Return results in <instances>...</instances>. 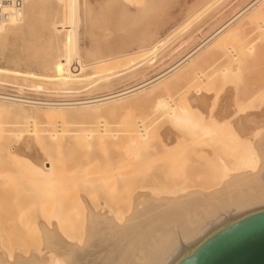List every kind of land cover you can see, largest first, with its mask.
<instances>
[{
	"label": "rangeland",
	"instance_id": "1",
	"mask_svg": "<svg viewBox=\"0 0 264 264\" xmlns=\"http://www.w3.org/2000/svg\"><path fill=\"white\" fill-rule=\"evenodd\" d=\"M77 1L75 17L78 62L83 65L84 69H87L78 77L81 82L68 87L73 90V94L59 92V89H67V87L62 86L60 88V85H57L47 69L45 71L42 66L44 60H52L56 64L59 73H63L67 54L71 51L68 46L70 32L57 29L62 23L67 22L69 15L66 9L58 8L56 2L52 0L38 1V8L35 9L34 15L29 14V16L32 15L29 23L30 27L15 35L8 36L7 39L5 37L0 40V82L47 89L49 92L35 93L45 99H84L114 93L142 83L178 62L201 44L204 39L207 40L212 36L221 25L237 14L251 0ZM25 7L26 11L27 5ZM241 22H236L232 29L234 30L232 33L235 34L237 29L241 28V31L238 30V36L236 33L233 37L226 38V42L224 41L219 46L214 45L217 39L213 44L207 45L206 49L200 53L203 55V52H206L203 55L204 57L202 56L197 69L190 70L171 89L158 88L155 91L152 90L153 92L150 89L151 92L147 91L149 94L144 93L145 98L126 110H116L115 113L113 112L114 114L103 113L98 116V120H96L97 117H94L91 120L84 119L74 122L73 124L76 127L73 126L78 130L87 128L86 125L90 121L91 124H94L92 125L94 130L85 143L84 140L81 142V138H79L80 140L76 141L78 142V148H75L73 144L76 143L72 142L71 147H74V150L76 149L75 155L68 149L64 150V153L62 152L64 154H61L62 156H52L53 158H49V161L51 164L56 161L57 164L54 167L48 162L47 164L41 163L45 156L43 157L44 154L39 148L36 152L26 155L32 164H40L52 171L53 183L58 191V210L60 213L62 210L67 212L64 213L65 222L62 223V227L60 226V228H63L60 229L62 235L64 233L70 237L72 236V238L75 236L76 239L74 240L79 241H82V236L83 240L85 239V230L88 223L85 222L86 218L80 215L79 211L82 208L78 204L82 202H80L82 199L83 201L85 199L84 204L91 205V208H98L102 203H107L108 208L111 205L110 209L113 211H127V207L123 206V204L127 205V201L122 200L125 191L122 190V187H119L122 186L121 183L123 184L125 180L124 183L127 182L125 184L127 186L124 189L128 186L135 188V184L137 189L159 187L160 184L153 182L154 176L157 181L161 179L160 183L165 181L164 186L167 187L173 186L172 184L180 185L181 180L182 185L187 180L188 183L185 186H194L197 189L210 187L212 181L210 180V182L206 176L208 183L203 180L205 177H202V179L201 176H203L202 172L207 171L208 166L210 167L209 162L212 163L213 160L210 158L211 160L207 162V158H205L206 163L197 151L207 145L216 154V151H219L218 145L208 142L220 140L230 131L227 126L237 125L239 117L252 112V110L257 114H262L261 118L263 120L262 122L261 119L256 121L259 122L257 127L264 124V23L253 20L251 12L245 17L242 25ZM233 65L239 66V71L230 77L226 71ZM97 70L98 73H105L104 75L119 72L117 75L120 78L113 80L108 85H100L97 88L85 87L91 80L89 79L91 75L98 74ZM170 78L169 80L173 77ZM140 96L143 95L137 97ZM137 97H131L132 99H130L132 101ZM2 104L0 103V106ZM0 119L3 123L4 121H9V123L16 121L12 117L4 118V115H0ZM99 123L106 125L103 126L102 124L101 126ZM157 124L181 125L182 129L180 128L179 131L169 134V137L165 135L164 140H168L170 143L169 139H166L170 138L171 144H173V140H178L177 137H179L182 141L180 143L183 145V147H180L182 148L179 150L180 154L182 152L188 158L191 156L190 159L198 154V159L203 160H198L195 156L191 160V167L181 168L183 170L178 168L176 174L174 170L171 171L173 165L169 164L170 161L168 164L166 163L167 157L168 159L172 157L179 159L180 157L176 156L179 152L175 149L167 151L160 145L164 135H161V131H157V127L152 128L151 126ZM167 126L171 127V125ZM152 129L154 130L152 131ZM144 130H150L148 135H145L146 138L142 134L146 132ZM142 137L146 140L149 138L151 146L148 143L149 147L146 148L132 146L128 149L131 145H135L138 140H142ZM174 137L176 138L174 139ZM1 141L3 139L0 140V147H7V144L14 143L13 141ZM179 146L181 145L179 144ZM194 150H197V154ZM39 154H41V157ZM216 155L221 156L222 153ZM21 159L22 154L20 153L9 154L6 152L0 155V216H2L0 217V234L7 247L9 246L7 241L11 238L9 242L11 245L9 247H12L11 250L17 249L18 246L27 245L24 247L35 254L39 253L45 242L41 237H44V233L42 234L41 230H36L40 225L38 222L40 219L47 222L49 217L46 219L48 216L46 215L48 213L45 214L47 209L42 210V206L45 208L46 206L40 202L32 191V179L30 180L27 176L28 173L19 166ZM132 160L135 161L132 162ZM194 163L198 166H193ZM147 164L150 166H146ZM141 165L144 166L141 167ZM192 167L196 169L197 174H194L197 177L199 176L207 185H198L200 183L204 184V182L197 179L194 174V176L191 175ZM180 171L181 173L184 171L183 175H186H181L182 179L180 178L179 181L177 178L180 176L178 175V177L177 174ZM93 173H96L99 179H95L94 176L97 175ZM114 177L117 179L115 180ZM164 177L170 178L166 180ZM102 178H104L103 181ZM196 180L197 182L199 180V182L197 183ZM130 181L132 183H129ZM101 183L102 185H100ZM103 183L106 184L107 195L100 194L104 189ZM107 187L111 188H108V190ZM78 188L81 189L78 190ZM94 190L99 193L95 192L92 197L91 193ZM117 191L121 193L116 194ZM89 192H91V195ZM147 193H149V190ZM81 194L85 195L84 198H82L83 195L80 196ZM102 195H105L107 199ZM117 195L122 198L120 197L119 200V197H116ZM94 196L97 199L96 203L93 200L95 199ZM91 200L93 202H90ZM117 200L124 202L120 203ZM93 204H97V206L94 207ZM40 212L44 213V215L42 214L44 218ZM13 220L14 231L13 226L8 224L9 222L13 224ZM10 230L12 231L10 232ZM38 231H41V235ZM5 232L6 236H4ZM8 232L9 234L12 233L10 235L13 237ZM7 235H9V239H7ZM21 239L25 244H20L22 243ZM27 250L22 249V252L27 254Z\"/></svg>",
	"mask_w": 264,
	"mask_h": 264
},
{
	"label": "bare ground",
	"instance_id": "2",
	"mask_svg": "<svg viewBox=\"0 0 264 264\" xmlns=\"http://www.w3.org/2000/svg\"><path fill=\"white\" fill-rule=\"evenodd\" d=\"M23 1L24 7L22 18L18 20L12 17L7 23L0 24V40L5 37L7 39L8 36L15 35L18 32H21L30 27V19L32 18V15H34L35 9L38 8L37 5L38 1L40 0ZM52 1L56 2L58 8L62 7V10L63 8L66 9L69 15H67V22L62 23V25L58 26L57 29L60 31L70 32L68 36V46L69 48H71V51L67 54L63 73H59V70L56 69V64L52 62V60H44L42 62V66L45 71L47 69V72L52 76L57 85H60V88L62 86L67 87V89H59V92L73 94V90L69 89L68 87L74 86L77 83L81 82L78 77H80L87 69H84L83 65L78 62L79 60L75 17L78 1ZM25 4L27 5L26 11ZM1 8L5 12H10L12 9L11 2L9 4L1 5ZM250 12L253 20L255 19L256 22L258 21L263 24L264 0H251L237 14L232 16L228 21L221 25L214 32V34H212V36H210L207 40L204 39L201 44H199L193 51H189L190 53L181 58L178 62H176L163 72L159 73L158 75L149 78L142 83L133 85L120 91L94 98L66 100L44 99L41 103L36 104H24L0 99V103H3L2 106H0V115H4V118L12 117L13 119H16V121H13L12 123H9V121H4L3 123V121L0 119V140L3 139V141L6 140L8 142H14L12 144H7V147L1 146L0 155L6 152L9 154H22V159L20 160L19 166L24 169L23 171L28 173V175H26L29 176V179H32V191L40 200V202L46 206L45 208L41 205L43 211L44 209H47L48 211L45 212V214L48 213L46 214L48 215L46 219H48L49 217V220L47 222L46 220L44 222L40 219L41 222H38V224L40 225L36 229L41 230L42 232H40L42 234L44 233V237L41 236L42 239H44L43 242L45 241L44 247L41 248L39 253H31L26 249V247H24L27 245L18 246L17 249L11 250L12 247H9L11 246L9 244L11 239L9 235L12 233L9 234L8 232V238L6 237L7 239L10 238L7 241V245H9L8 247L4 244L2 235L0 234V264H168L175 256H177L183 246L194 242L210 228H212L216 223H218L221 219H223L238 206H240L242 203H244L257 193H264V124L257 127V124L259 125V122L256 121H259L261 119L262 122L263 119L261 118L262 114H257L256 112H254V110L240 116L239 123L237 125L227 126L228 128H230V131L220 140L208 142L210 144L218 145L219 151H215L216 154L219 153V155L220 153H222L221 156L216 155L213 149L208 147L207 145V147L205 146V148L203 147L201 150H194L195 154L198 153L201 158H204L205 162V158H207V162L208 160H213L212 163L211 161L209 162L211 164L210 167L208 166L209 169L207 168V171H203V176H201V178L205 177L204 179L202 178L204 181H207V178H209V181H212H210L212 183L210 187L197 189L194 186H185V184L188 183L187 180H184L186 183L183 185L181 184V180V182L179 183L180 185L172 184L173 186L167 187L166 185L164 186L165 181L163 183H160L161 179H158L157 181L156 179H154L156 178L154 176V181H151H153L155 184H160L159 187L154 186L151 188H145L141 186L142 188L137 189L135 184V188H131L130 186H128L129 188L127 187L126 189H124V187L127 186L125 185L127 182L124 183L126 181L125 180L123 184L121 183L122 186H119L122 187V190L125 191L124 195L126 194V196L123 195L124 198L122 199L127 201V205L123 204V206L127 207V211L123 209L125 212L121 210L123 208L122 205V208L120 207V212L110 209L111 205L108 208L107 203L103 204L101 202L102 204L99 205L98 208H91V205L88 206L86 203L84 204L85 199L84 201L83 199L80 200V202L82 201L83 203H78L82 208H79V213L81 216L83 215L86 218L85 222L88 223V226H86L85 230L86 236L84 235V240L82 236V241L74 240L76 239L75 236H73L72 238V236L70 237L69 235H66L64 233L63 235L61 234L60 229L63 228H60V226L62 227V223L65 222L66 218L64 213L66 214L67 212L66 210H62L60 213V211L58 210V191L55 184L53 183L52 171L48 170L47 168H45V166H42L40 164H32L26 156L29 155L28 153L36 152V150L39 148V150L44 154L43 155L41 153L43 157L45 156L41 163L47 164L48 162L54 167V165L57 164L56 161H54L52 164L49 161V158H53L52 156L61 155L64 153V150L68 149H70L72 151L71 153H74L75 155L76 149L74 150V147H71L72 142L76 143L73 144L75 145V148L77 147L78 143L76 141H79V138H81V142H83L84 140L85 143L90 138L92 131L94 130L92 128V125L94 124H91L90 121L88 122V125L85 124L86 126H88L87 128L78 130L74 128V122L84 119L91 120L92 118L94 119V117H97L96 120H98V116L103 113L105 114L109 112L110 114H112L113 112L115 113L116 110H126L132 106H135L139 101H141V99L145 98L147 93L149 94V92L147 91H150V89L151 91H155L158 88H163L166 90L171 89V87L182 80L190 70H195V68L197 69L199 63H201L202 56L206 52H203V55L200 53H202V51L206 49L207 45H209L210 43L213 44V42L217 39L214 42V45L219 46L220 44L224 43V41L226 42V38L231 36L233 37V35H235L236 33L238 36V30L241 31V28H238L237 32L234 34L232 33L234 32V30H232L233 26L236 24V22L240 21H242V25L245 17L248 16V13ZM29 14L32 15L29 16ZM57 65L59 64L57 63ZM238 67L237 65H233L232 67H230V69L226 71L227 75L230 77L235 75L236 72L239 71ZM102 74L103 73H98L96 74L97 76H94L92 74L93 76L91 75V77L89 78L91 80L86 86H84L88 88H97L100 85H108L113 82V80L120 78V76H118L117 74L110 75V73L109 75H104V73L103 76ZM170 77L173 78L171 79ZM169 78L171 80H169ZM0 85H5V83L0 82ZM32 90L36 93H45L47 91L49 92V90L47 89L37 87L32 88ZM144 93H146V95H144ZM141 94L143 96L137 97ZM131 97L137 98L131 101ZM102 124L103 126L106 125L104 123ZM167 125H171V127ZM151 126L152 128L157 127V131H161V135H164L162 136L163 140L160 141V145L164 149H166L167 151L175 149L178 152L182 149L180 147H183V145L182 143H180L182 141H180L179 137H177L178 140H176V137H174L175 140H173V144H171L172 142L170 138H166L169 139L170 143L168 142V140H164L165 135H168L166 137H169V134L179 131L180 128L182 129L181 125L172 126V124H157ZM153 130L154 129H152V131ZM149 132L150 130L143 132L142 134H144V136H142L146 138L147 136L145 135H148ZM145 138H143L142 140L140 139V141L138 140L139 142L136 140V144L131 145L130 147H128V149L132 148V146H134L135 148H146L149 147V145L151 146L149 138V141ZM179 144L181 146H179ZM211 152L214 153L212 154ZM41 154H39V156ZM198 154L195 155L197 156V159L199 158ZM180 155L182 156L183 153L181 152L180 154L179 152V154L176 155L178 156V158L180 157L179 159H175V157H172L169 158L170 160L166 155V163L168 164L170 161L169 164H171V166H174H172L173 169L171 167V171L174 170V173L177 172L178 168L180 170L183 167H191V160H193L195 157L192 155L193 157L190 159L191 156L188 158L187 156H185V154L182 157ZM163 156L165 157V155ZM161 158L163 157L161 156ZM64 160L66 161V159ZM134 161L132 160V162ZM195 163L193 164V166L197 165ZM148 165L149 164H147L146 166ZM143 166L141 165V167ZM175 168H177L176 171ZM193 170L191 169V175H193L194 173L197 174L196 169L193 168ZM183 173L184 171L182 173L180 171L177 174V176H180H178L179 178H177L179 179V181L181 175H186H183ZM173 175L174 174L172 173V176ZM195 176L197 177V175ZM198 177L197 179L201 180V178ZM94 178L99 179V176H94ZM165 178L166 177H164V179ZM169 178L170 177L166 178V180H169ZM116 179L117 178H115V180ZM103 180L104 178H102V181ZM112 181L114 182L113 178ZM147 182L149 183V181ZM104 183V189H102L103 192L101 191L100 194L103 193L107 195L108 191L105 189L107 183L105 185ZM129 183L132 182L130 181ZM190 184L192 185V183ZM100 185H102V183ZM198 185H207V183L204 182V184L200 183ZM103 186L101 187L103 188ZM111 187H107V189ZM79 189L81 188H78V190ZM147 189L149 190V193H147ZM95 192H97V194L99 193L98 191L94 190L93 193L89 192V194L91 193L93 197V194ZM117 192L116 194H119L120 191L118 193ZM97 194H95V196H97ZM82 195L83 194H81L80 196L82 197ZM105 195L102 196L106 198ZM84 196L85 195H83L82 198H84ZM116 197L118 198L119 196L117 195ZM93 200H95V203L97 202L96 198ZM90 202L93 201L91 200ZM93 205L94 207L97 206V204ZM12 208L14 207L12 206ZM40 213L41 216L42 214L44 215V213ZM42 217L44 218V216ZM9 219L11 218L9 217ZM37 220L39 219L37 218ZM8 224H10V226H13L14 231V220L13 224H11L10 222ZM73 228L75 229V227ZM76 228L79 229V227L77 226ZM11 231L12 230H10V232ZM4 236H6V232ZM26 238L29 239L28 236H26ZM23 240L20 244H25L23 243ZM21 248L23 250H27L28 252H30V254H28V252L27 254H25L24 252H22Z\"/></svg>",
	"mask_w": 264,
	"mask_h": 264
},
{
	"label": "water",
	"instance_id": "3",
	"mask_svg": "<svg viewBox=\"0 0 264 264\" xmlns=\"http://www.w3.org/2000/svg\"><path fill=\"white\" fill-rule=\"evenodd\" d=\"M168 264H264V193H257Z\"/></svg>",
	"mask_w": 264,
	"mask_h": 264
},
{
	"label": "built area",
	"instance_id": "4",
	"mask_svg": "<svg viewBox=\"0 0 264 264\" xmlns=\"http://www.w3.org/2000/svg\"><path fill=\"white\" fill-rule=\"evenodd\" d=\"M11 2L12 9L10 12H5L1 8L3 4H9ZM23 0H0V24L7 23L13 17L20 20L23 15ZM0 99L19 102L24 104H36L41 103L45 98L37 96L31 87L16 84V83H5L0 85Z\"/></svg>",
	"mask_w": 264,
	"mask_h": 264
}]
</instances>
